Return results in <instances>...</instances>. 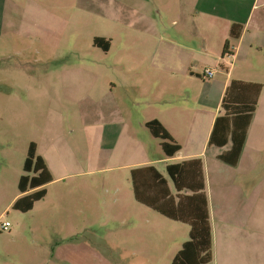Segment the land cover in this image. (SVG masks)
I'll return each instance as SVG.
<instances>
[{"label": "rangeland", "instance_id": "rangeland-1", "mask_svg": "<svg viewBox=\"0 0 264 264\" xmlns=\"http://www.w3.org/2000/svg\"><path fill=\"white\" fill-rule=\"evenodd\" d=\"M166 1L158 0L160 6L154 7L151 3L150 18V0H137L144 14L130 10L124 20L133 28L117 25L108 30L97 16L81 24L74 16L70 29L60 17L57 26L64 29L56 32L42 11L21 14L13 1L0 0V264H171L182 238L188 239V225L134 199L130 169L119 168L150 157V152H162L161 141L150 136L143 122L150 119V77L166 73L163 59L174 55L163 43L159 46L158 39H150L154 19L171 23L163 8ZM33 4L29 8H35ZM104 30L113 47L102 59L92 42ZM65 65L85 68L84 84L75 85L73 96H67L66 83L57 77ZM85 109L93 121L88 144L82 142L85 130L80 128L87 118ZM122 116L125 131L112 158L103 160L102 127L96 120ZM71 128L75 134L69 133ZM52 134L66 135L58 139L60 153L73 171L85 174L67 180L68 193L64 182L55 183L31 212L6 210L19 192L30 143L43 145ZM158 167L163 169L162 164ZM212 182L214 220L223 222L234 211L228 210L232 198L225 184L219 185L216 178ZM6 221L11 223L9 231L1 229ZM221 252L223 257L213 264H226L225 249Z\"/></svg>", "mask_w": 264, "mask_h": 264}, {"label": "crops", "instance_id": "crops-1", "mask_svg": "<svg viewBox=\"0 0 264 264\" xmlns=\"http://www.w3.org/2000/svg\"><path fill=\"white\" fill-rule=\"evenodd\" d=\"M11 1L16 7L15 11L21 14L32 11L38 14L36 11H42L46 18H50L52 30L57 27L56 32L64 28H73L69 25H73L74 16L78 18L80 24L90 16H97L109 27L108 30H115L117 25L133 28L124 23V20L129 19L130 10L140 15L144 14H142L144 6L137 5V0ZM157 1L150 0V18L151 10L154 11L152 4L153 7L160 6ZM167 1L163 8L167 17H171V23L163 25L154 19L155 24H150V39H158L159 46L163 43L164 49L173 51L174 55L163 59L167 66L166 73L161 72L150 77L153 84L150 87V119H146L143 124L146 128L147 122L159 121L173 140L181 146V150L174 157H166L160 144L161 154L150 152V157L119 168L130 169L131 181L133 169L153 166L169 180L170 187L174 189L166 172L167 167L183 161L201 160L213 230V263L218 262L219 255L223 257L221 249H225L226 264H264V0ZM29 3H34L32 7L35 8H29ZM178 5H182L183 8L176 9ZM160 10L159 8L157 11L159 14ZM60 17L67 24L64 28L57 26ZM183 19L185 22L191 19L194 21L188 24ZM236 24L243 26L238 39L231 38L232 27ZM107 32L95 35L93 41L95 38L110 41L108 51L94 47L92 42L94 49L101 53L98 57L102 59L108 57L113 47V39ZM56 41L60 40L57 38ZM227 42L228 52L224 53ZM80 58L85 60L84 54L80 53ZM84 69L68 65L63 69L65 71L63 74L57 75L66 83L67 96H73L72 92L75 91L77 83L84 84L86 77ZM206 69L214 72L211 78L204 77ZM79 93L80 96L90 95L86 92ZM226 93H229L233 101L258 102V108L252 115L242 152L235 166L219 159L221 154L228 152L232 147L231 139L224 147L218 145V142H221V145L225 142L222 135L224 126L220 130L219 124L220 132L215 136L217 143L214 145L210 143L217 120L225 114L222 102ZM175 97L180 100L173 99ZM85 111L87 118L82 119L85 122L80 128L85 130L82 142L88 144L93 121L89 117L88 109ZM99 121L100 124L96 125L102 127L99 133L100 153L103 160H110L127 122L123 116L120 120L106 122L102 117L96 120ZM69 133L75 134V128H71ZM150 136L154 138L151 134ZM65 137L64 134L59 137L52 134L43 145L34 141L38 154L44 159L53 178V181L45 186L46 196L42 200L47 198L49 188L51 189L55 183L64 182L68 193L67 180L81 178L85 174L73 171L69 162L67 164V156L63 152L60 153L57 142L58 139ZM84 160L83 158L82 161ZM160 164L163 165V169L158 167ZM213 178H216L219 185L225 184L229 191L228 197L232 198L228 200V210L234 211L228 212L223 222L214 220L209 195L210 189L214 186ZM21 196L18 192L6 210L12 208ZM42 200L36 202L31 211ZM188 239L182 238L180 246L182 247ZM178 249L180 250V247Z\"/></svg>", "mask_w": 264, "mask_h": 264}, {"label": "trees", "instance_id": "trees-1", "mask_svg": "<svg viewBox=\"0 0 264 264\" xmlns=\"http://www.w3.org/2000/svg\"><path fill=\"white\" fill-rule=\"evenodd\" d=\"M243 26L233 25L231 38L238 39ZM94 47L108 51L110 41L95 38ZM229 42L224 53L228 52ZM258 108L255 101H233L229 93L224 96L222 109L225 114L216 122L210 143L214 145L215 136L223 127L224 147L231 139V149L219 156L224 163L235 166L242 152L247 129L252 115ZM150 134L161 141L166 157H174L181 146L173 140L164 126L157 120L146 123ZM23 175L18 183V191L22 195L12 206L13 210L28 213L35 203L46 196L45 186L53 181L52 175L38 154L37 146L30 143L23 166ZM167 175L173 184L155 167H143L131 171V182L137 202L145 205L172 221L189 226V239L182 245L171 264H212L213 263V230L210 209L206 194V180L201 160H189L167 167Z\"/></svg>", "mask_w": 264, "mask_h": 264}, {"label": "built area", "instance_id": "built-area-1", "mask_svg": "<svg viewBox=\"0 0 264 264\" xmlns=\"http://www.w3.org/2000/svg\"><path fill=\"white\" fill-rule=\"evenodd\" d=\"M203 74H204V77H206V78H211V77L214 75V72H212V71L209 70V69H206V70L204 71ZM10 227H11V223L8 222V221L3 222V223L1 224V229H2L3 231H9V230H10Z\"/></svg>", "mask_w": 264, "mask_h": 264}]
</instances>
